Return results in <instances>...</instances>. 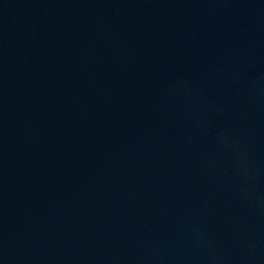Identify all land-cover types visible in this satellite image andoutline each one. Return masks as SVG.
<instances>
[{"label": "water", "instance_id": "water-1", "mask_svg": "<svg viewBox=\"0 0 264 264\" xmlns=\"http://www.w3.org/2000/svg\"><path fill=\"white\" fill-rule=\"evenodd\" d=\"M0 264H264V0H0Z\"/></svg>", "mask_w": 264, "mask_h": 264}]
</instances>
